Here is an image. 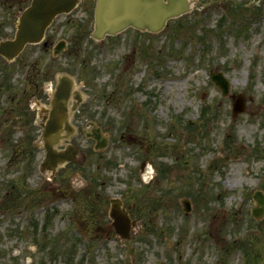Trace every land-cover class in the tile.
Segmentation results:
<instances>
[{
  "label": "rangeland",
  "instance_id": "obj_1",
  "mask_svg": "<svg viewBox=\"0 0 264 264\" xmlns=\"http://www.w3.org/2000/svg\"><path fill=\"white\" fill-rule=\"evenodd\" d=\"M15 2L0 0V39L15 32ZM91 6L55 19L70 42L60 57L36 44L12 61L0 55V264H264V214L251 213L264 192V0H195L188 23L103 40L77 23L93 29ZM48 65L84 91L91 112L80 126L90 115L109 138L104 150L80 138L77 160L54 174L40 170L37 89L26 78L41 86ZM213 71L230 81L227 94ZM114 196L136 220L130 238L113 227Z\"/></svg>",
  "mask_w": 264,
  "mask_h": 264
},
{
  "label": "water",
  "instance_id": "obj_2",
  "mask_svg": "<svg viewBox=\"0 0 264 264\" xmlns=\"http://www.w3.org/2000/svg\"><path fill=\"white\" fill-rule=\"evenodd\" d=\"M78 0H32L20 16V23L14 39L0 42V53L9 59L15 57L29 41H38L42 38L45 28L57 12L71 9ZM188 0H98L96 8V27L93 35L101 38L106 32L115 33L134 25L142 29L157 31L161 29L168 18L189 11ZM212 78L220 83L224 92L228 91V81L222 74H213ZM243 98L234 104V111L243 110ZM107 139L98 138L97 148H103ZM48 147L49 162L45 167L53 166L59 162L71 159L69 150L55 151ZM45 169V168H44ZM257 200L260 206L254 208L255 216L264 214V194L258 192ZM186 211L191 209L190 200L183 199ZM111 216L114 219L116 230L123 237L129 236V230L134 223L126 210L120 205L119 200H113Z\"/></svg>",
  "mask_w": 264,
  "mask_h": 264
},
{
  "label": "flooded vegetation",
  "instance_id": "obj_3",
  "mask_svg": "<svg viewBox=\"0 0 264 264\" xmlns=\"http://www.w3.org/2000/svg\"><path fill=\"white\" fill-rule=\"evenodd\" d=\"M58 34L59 30L55 25H52L46 34V44H42L41 46H43L46 51L54 53L56 45L61 39V37L59 39L57 38ZM45 75L49 76V79H47L49 81H46L43 89L40 90L39 102L36 101L37 106H35V108L37 107L38 109L37 114L39 117L38 123L40 125L39 131L41 138L43 136L44 125L48 123V119L50 118L52 111V98L60 76L53 72H45ZM74 90L75 89H71V86L65 87L64 96L60 101V108L57 112L58 118L49 127L47 133L49 139L56 140L61 138V140L66 143L67 141H75L76 139L83 137L85 139L89 138L87 135L91 132V127H88V125L93 122V118H89L90 115L87 116L83 125L80 126V123L83 122V120H80L79 118L82 117V115H85V109L88 111H90V109L85 102H82L81 104H78V107L73 112L71 111L72 106L74 104L76 105L78 101L74 97ZM68 118H70V122L68 121Z\"/></svg>",
  "mask_w": 264,
  "mask_h": 264
},
{
  "label": "bare ground",
  "instance_id": "obj_4",
  "mask_svg": "<svg viewBox=\"0 0 264 264\" xmlns=\"http://www.w3.org/2000/svg\"><path fill=\"white\" fill-rule=\"evenodd\" d=\"M236 183H238V182H236Z\"/></svg>",
  "mask_w": 264,
  "mask_h": 264
},
{
  "label": "trees",
  "instance_id": "obj_5",
  "mask_svg": "<svg viewBox=\"0 0 264 264\" xmlns=\"http://www.w3.org/2000/svg\"><path fill=\"white\" fill-rule=\"evenodd\" d=\"M164 169H165V167H164Z\"/></svg>",
  "mask_w": 264,
  "mask_h": 264
}]
</instances>
